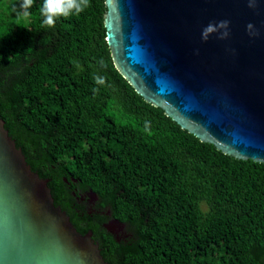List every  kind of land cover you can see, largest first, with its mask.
Returning a JSON list of instances; mask_svg holds the SVG:
<instances>
[{
    "label": "trees",
    "instance_id": "trees-1",
    "mask_svg": "<svg viewBox=\"0 0 264 264\" xmlns=\"http://www.w3.org/2000/svg\"><path fill=\"white\" fill-rule=\"evenodd\" d=\"M21 2L0 0V118L77 231L108 264H264V163L200 142L135 92L106 43L105 0L52 28L43 0L27 16Z\"/></svg>",
    "mask_w": 264,
    "mask_h": 264
},
{
    "label": "water",
    "instance_id": "water-1",
    "mask_svg": "<svg viewBox=\"0 0 264 264\" xmlns=\"http://www.w3.org/2000/svg\"><path fill=\"white\" fill-rule=\"evenodd\" d=\"M119 74L182 130L237 160L264 163V0H105ZM230 36L202 41L209 22ZM259 32L250 36L247 25ZM0 118V264H108L54 204ZM114 225V226H113ZM104 227L117 238L122 223Z\"/></svg>",
    "mask_w": 264,
    "mask_h": 264
},
{
    "label": "clouds",
    "instance_id": "clouds-1",
    "mask_svg": "<svg viewBox=\"0 0 264 264\" xmlns=\"http://www.w3.org/2000/svg\"><path fill=\"white\" fill-rule=\"evenodd\" d=\"M34 0H22L20 4L21 11L18 16H27V10L32 7ZM250 8L256 7V0H248ZM90 7V0H43L40 8L41 16L43 17L42 24L48 28L55 26L57 19L60 17L67 18L71 15H79ZM247 31L250 36H257L259 32L254 28V25L248 24ZM216 35L219 40H226L230 36V21L220 20L218 22H209L201 32V39L207 42L209 37ZM103 62L101 61V64ZM95 83L98 86H104L106 79L103 76H95ZM94 92H98L99 88H94Z\"/></svg>",
    "mask_w": 264,
    "mask_h": 264
},
{
    "label": "flooded vegetation",
    "instance_id": "flooded-vegetation-1",
    "mask_svg": "<svg viewBox=\"0 0 264 264\" xmlns=\"http://www.w3.org/2000/svg\"><path fill=\"white\" fill-rule=\"evenodd\" d=\"M86 194H80V197H78L77 201H78V204L81 205V204H87L88 206H91L90 204V201L88 202H85L84 200L86 199ZM85 202V203H83Z\"/></svg>",
    "mask_w": 264,
    "mask_h": 264
},
{
    "label": "rangeland",
    "instance_id": "rangeland-1",
    "mask_svg": "<svg viewBox=\"0 0 264 264\" xmlns=\"http://www.w3.org/2000/svg\"><path fill=\"white\" fill-rule=\"evenodd\" d=\"M89 197V201H90V204L92 205L93 204V202H94V198H93V196L92 195H90V196H88ZM114 226V225H113ZM116 234L119 236V235H121V234H123V228L121 227V229L120 228H117L116 229Z\"/></svg>",
    "mask_w": 264,
    "mask_h": 264
}]
</instances>
